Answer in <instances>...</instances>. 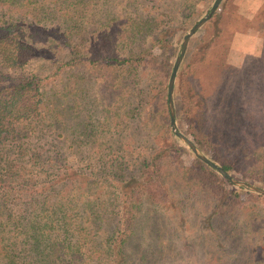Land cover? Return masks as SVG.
<instances>
[{"label":"trees","instance_id":"1","mask_svg":"<svg viewBox=\"0 0 264 264\" xmlns=\"http://www.w3.org/2000/svg\"><path fill=\"white\" fill-rule=\"evenodd\" d=\"M114 1L0 0V264L147 263L174 248L172 235L189 242L194 220L193 231L214 250H234L239 264H264V195L228 188L201 160L186 166L179 157L184 149L170 127L168 78H150L159 65L154 50L174 44L173 27L162 16L137 14L140 0H120L132 14L104 11ZM174 1L192 28L205 0ZM233 2L224 0L192 40L176 112L211 161L253 184L249 173L264 171V162L245 148L227 152L232 137L212 132L192 81L209 58L218 59L229 32L264 35V6L247 17ZM99 14L106 17L96 20ZM5 79L10 84L3 86ZM92 79L104 89L94 116L95 172L92 162L88 169L70 165L58 147L55 156L32 147L54 136L71 156L84 149L92 159ZM135 120L156 144H170L154 145L148 158L132 163L127 149L135 144L121 141ZM199 194L206 197L202 207L190 209ZM145 234L159 245L144 246Z\"/></svg>","mask_w":264,"mask_h":264},{"label":"rangeland","instance_id":"2","mask_svg":"<svg viewBox=\"0 0 264 264\" xmlns=\"http://www.w3.org/2000/svg\"><path fill=\"white\" fill-rule=\"evenodd\" d=\"M214 2L215 0H205L197 7L196 10L201 16L200 19L208 14ZM122 3L124 4L121 5ZM233 4L239 15H245L247 17H253V15L259 13L260 9L264 6L262 0H234ZM124 5L125 1L120 2V0H115L113 5L105 6L104 11H108L112 15L121 17L132 14V10L129 11L123 9ZM109 7L111 10H109ZM136 12L137 14L142 15L144 19L148 18L149 14L159 17L162 16V19L166 22L163 25L170 28L173 27L175 35L174 40L172 41L174 43L173 46L168 49L156 48L154 50L159 65L154 66V68H151L150 70V78L153 80L157 78L159 83L167 81L168 78L169 84L173 66L182 49L183 39L191 29L187 30V27H189L194 21L192 20V22L189 23V19L185 21L180 17L179 3L174 0H140ZM256 16L258 20L261 17L260 14ZM105 17L106 16L103 17L99 14L96 17V20L104 19ZM257 24L256 21V25ZM201 34L202 31L191 39L186 55L192 40L198 38ZM230 34L231 33L229 32L224 39L223 47L218 53V59L209 58L205 66L198 71L197 77L192 78V81L199 91L198 98H204L203 100L207 105L205 111L206 119L212 132L221 137H232L235 146L230 148V151L227 150V152L233 153L241 148H245L247 156L249 154L253 156V154L249 152L256 153L254 156L257 158L260 157L258 158L260 162H264V150H262L264 149V35L256 30L250 32V34H253L250 36L255 37L253 41L251 40L249 43H240V45H237V48H233L232 42L235 35ZM244 47L247 51L248 49H251L256 53L245 55L242 51ZM186 55L179 68L175 81V109L176 103L178 102L177 88L179 72L182 67L186 66L188 63ZM164 66H166V69L170 68L171 71L169 74H165L163 69ZM34 68L39 69L40 65H33L32 69ZM7 84H10V82L5 79L2 82V85L5 86ZM90 93L92 94V159L89 153L84 149L79 156H71L69 152L66 151L65 146L63 147L61 141L53 138L54 136H48L41 141V143H34L32 147L36 148L37 152L40 153L41 151L43 155L48 153L49 156H55L53 149L58 147L59 151L57 152H61L64 158H68L70 165L88 169V165L92 162V171L95 172L99 170V161H97L96 156H94V150L97 151L98 148L96 146L97 140L93 132L95 130L94 126H96L94 116L97 117L100 113L95 114L97 110L96 106L99 103V97L104 93V89L100 88L99 84L92 79ZM138 100H140V98ZM139 102H141V100ZM176 123L180 132L188 136L194 142L189 131L190 122L177 121V112ZM174 140H176V142L184 149V152L181 153L179 157L183 160L186 166H190L196 156L188 145L176 136ZM125 141H131L135 144L127 149L129 150L128 153H130L127 156L132 163L148 158L152 153L151 148L154 147V145L158 146V144L162 145V143L170 144L165 140L161 142L157 141L156 144L155 138L144 131L139 120L133 121L125 131L121 142L123 143ZM120 147L126 148L122 145ZM197 147L208 158L211 157L210 152H206L203 147ZM230 174L234 176L235 178H233L236 180L248 182L241 173ZM249 175L255 178L252 185L264 189L263 170L249 173ZM178 180L179 178H177L176 175H173L172 183H175ZM227 187L231 189H241L234 185H228ZM242 191L244 192L243 194L250 192L244 188ZM179 195L182 198L184 197V194L182 193H179ZM196 198L197 200L189 199L191 200L189 203L191 206L190 209L192 207H202L203 201L206 199L205 195L202 194L197 195ZM195 223L196 221L194 220V225L191 226V233L189 234V242L184 244L177 242L172 235L174 240L172 246H174V248L172 250L171 248L165 250L164 252H168L165 256L158 257L157 255H152L149 260H146L147 263L138 259L135 264H239L238 260H235L236 257L234 250L226 251V249L223 248L220 250H214L211 243L201 235L202 233L198 229L193 231V228L196 227ZM164 225L172 230L173 226L171 224L164 223ZM143 239L146 242L144 246L152 247L157 244L159 245V243H155L152 240L153 238L149 234H145ZM238 252L240 253L239 249Z\"/></svg>","mask_w":264,"mask_h":264},{"label":"water","instance_id":"3","mask_svg":"<svg viewBox=\"0 0 264 264\" xmlns=\"http://www.w3.org/2000/svg\"><path fill=\"white\" fill-rule=\"evenodd\" d=\"M224 0H215L208 14L201 18L185 35L182 43V49L179 56L176 58L175 64L173 66L172 74L168 84V107L170 114V127L174 135L180 139L182 142L188 145V147L192 150L197 159L201 160L210 168L216 170L222 177L228 180L232 185L240 188H244L249 190L250 192L264 195V189L258 186L252 185L248 182L236 180L233 176L226 172L221 166L214 163L210 160L206 155H204L201 150L197 147V145L186 135L180 132L177 123H176V109H175V101H174V92H175V81L179 71V68L185 58L187 49L189 47V43L191 39L198 33V31L203 28L215 15V13L219 10L222 2Z\"/></svg>","mask_w":264,"mask_h":264},{"label":"crops","instance_id":"4","mask_svg":"<svg viewBox=\"0 0 264 264\" xmlns=\"http://www.w3.org/2000/svg\"><path fill=\"white\" fill-rule=\"evenodd\" d=\"M250 35H253V34L248 33V34H238V35H236L235 38L233 39V42H232L233 48H237V45H240V43H243V42H248L249 43L251 40L253 41L255 37L250 36ZM256 38H258V37H256ZM242 51H243V53L245 55L253 54V53L255 54L256 53V52H253V50H251V49L250 50L248 49V51H247V49L245 47L243 48Z\"/></svg>","mask_w":264,"mask_h":264}]
</instances>
